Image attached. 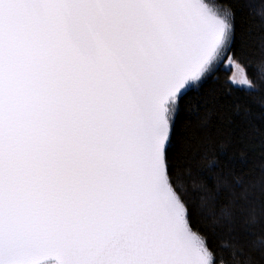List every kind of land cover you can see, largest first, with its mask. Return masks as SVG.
<instances>
[{"label":"snow or ice","instance_id":"6c2138e0","mask_svg":"<svg viewBox=\"0 0 264 264\" xmlns=\"http://www.w3.org/2000/svg\"><path fill=\"white\" fill-rule=\"evenodd\" d=\"M256 17L264 0H0V264H264V163L244 171L264 134L207 135L201 169L188 122L211 95L260 132L264 102L238 99L264 91Z\"/></svg>","mask_w":264,"mask_h":264},{"label":"trees","instance_id":"16d2710c","mask_svg":"<svg viewBox=\"0 0 264 264\" xmlns=\"http://www.w3.org/2000/svg\"><path fill=\"white\" fill-rule=\"evenodd\" d=\"M255 27L256 39L252 49L253 55L250 58L252 66L248 68V73L250 76L255 73L257 77V83L259 84L260 81H264V65H261L260 67H254L255 65L259 64L262 56L260 49V35L264 29H262L259 24V17L255 18ZM219 75L221 82H223L226 77L230 75V70L222 68ZM238 99L242 104L251 105L253 109L256 110L257 106L261 102H264V91L254 93L253 99H248L241 93L238 96ZM209 101L210 102L207 105V110L202 109L198 114L193 113L189 117L188 121L193 134V150L197 153V166L201 169H208L213 161V150H209V146L206 142L207 135L210 134L214 139L219 140L224 135H227L233 128H235L237 139L242 135L245 140L251 139L252 142H256L259 138V135L264 134V124H259V122H257L260 128L259 133L252 132L247 125L242 124L239 120L236 121V125H239V127H236V125H227V109L225 106H223V98L213 104L211 102L210 95ZM205 119L208 120L207 132L202 130V124ZM248 160V167L244 169V171L248 172L250 174V178L255 180L261 175L259 165L264 163V158H261L259 155V150H257L255 153L250 152L248 154ZM201 179L202 177L200 175H195L193 178L194 183L189 185L190 194L198 206L201 204V197L204 196L205 193H203L202 190L194 191L193 188H197L199 186ZM207 184L209 188H213V182L211 180H207ZM223 200L224 198L222 196L216 200L208 198L206 200V206L201 208L200 211L205 215L212 212H217L219 211ZM262 229H264V219H261V221L256 225V230L258 232Z\"/></svg>","mask_w":264,"mask_h":264},{"label":"water","instance_id":"95a60500","mask_svg":"<svg viewBox=\"0 0 264 264\" xmlns=\"http://www.w3.org/2000/svg\"><path fill=\"white\" fill-rule=\"evenodd\" d=\"M206 2L209 3L210 6L213 5V4H218L219 3L218 0H206Z\"/></svg>","mask_w":264,"mask_h":264},{"label":"rangeland","instance_id":"374dc122","mask_svg":"<svg viewBox=\"0 0 264 264\" xmlns=\"http://www.w3.org/2000/svg\"><path fill=\"white\" fill-rule=\"evenodd\" d=\"M232 71H234V69L233 70H230V75L232 74Z\"/></svg>","mask_w":264,"mask_h":264}]
</instances>
